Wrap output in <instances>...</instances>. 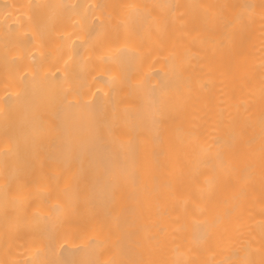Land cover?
Listing matches in <instances>:
<instances>
[{
  "label": "bare ground",
  "instance_id": "1",
  "mask_svg": "<svg viewBox=\"0 0 264 264\" xmlns=\"http://www.w3.org/2000/svg\"><path fill=\"white\" fill-rule=\"evenodd\" d=\"M0 264H264V0H0Z\"/></svg>",
  "mask_w": 264,
  "mask_h": 264
}]
</instances>
